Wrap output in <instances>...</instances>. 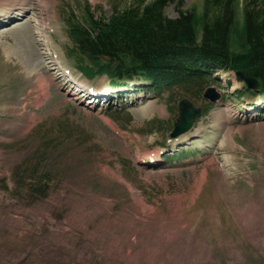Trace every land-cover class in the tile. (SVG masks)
Here are the masks:
<instances>
[{"label": "rangeland", "instance_id": "obj_1", "mask_svg": "<svg viewBox=\"0 0 264 264\" xmlns=\"http://www.w3.org/2000/svg\"><path fill=\"white\" fill-rule=\"evenodd\" d=\"M150 1L0 0V264H264V117L245 83L126 91L69 56L67 17ZM65 71L113 101L87 105ZM183 97L207 111L174 140Z\"/></svg>", "mask_w": 264, "mask_h": 264}, {"label": "trees", "instance_id": "obj_2", "mask_svg": "<svg viewBox=\"0 0 264 264\" xmlns=\"http://www.w3.org/2000/svg\"><path fill=\"white\" fill-rule=\"evenodd\" d=\"M171 3L176 18L166 14ZM182 7L183 0H152L99 18L86 8L85 23L66 18L69 56L85 77L106 75L114 86L144 80L146 92L178 87L198 99L217 70L245 71L260 86L243 92L264 96V0H204L200 14ZM43 181L32 184L35 193Z\"/></svg>", "mask_w": 264, "mask_h": 264}, {"label": "water", "instance_id": "obj_3", "mask_svg": "<svg viewBox=\"0 0 264 264\" xmlns=\"http://www.w3.org/2000/svg\"><path fill=\"white\" fill-rule=\"evenodd\" d=\"M236 76L246 83L247 89L257 90L260 86L259 81L256 78L249 76L245 71H237ZM212 100L217 99L209 92L205 95ZM203 115V109L194 105L188 98H182L178 103V117L174 123L171 138H177L180 135L189 131L194 125L195 121L201 118Z\"/></svg>", "mask_w": 264, "mask_h": 264}, {"label": "bare ground", "instance_id": "obj_4", "mask_svg": "<svg viewBox=\"0 0 264 264\" xmlns=\"http://www.w3.org/2000/svg\"><path fill=\"white\" fill-rule=\"evenodd\" d=\"M18 15V14H17ZM37 33V32H36ZM41 34V33H40ZM67 74H68V72L67 71H65ZM74 80V79H73ZM88 89V88H87ZM88 91H89V89H88Z\"/></svg>", "mask_w": 264, "mask_h": 264}]
</instances>
